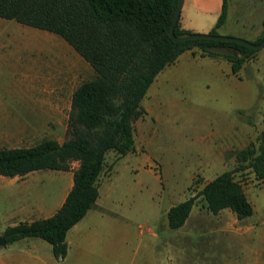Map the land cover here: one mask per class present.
Masks as SVG:
<instances>
[{
	"label": "rangeland",
	"instance_id": "1",
	"mask_svg": "<svg viewBox=\"0 0 264 264\" xmlns=\"http://www.w3.org/2000/svg\"><path fill=\"white\" fill-rule=\"evenodd\" d=\"M242 9L241 14L248 17L244 24L232 21L228 27L242 33L235 37L250 41L245 36L257 26L258 16L246 1ZM22 63L29 66L34 80L31 103L45 107L29 114L36 127L31 143L41 138L64 140L69 94L81 81L93 76L91 67L59 36L0 18V106L24 104L26 98L18 93L22 86L15 81L22 73L28 75ZM167 66L162 73L171 71ZM174 71L175 77L161 81L156 90L151 83L140 102L144 114L133 124L134 154L115 160L106 179L113 197L122 196L116 207L130 218L131 250L139 238V252L153 247L146 232L149 228L158 234L154 246L155 252H162L163 264H218L217 260L222 264V255L226 264H249L253 257L264 264V179H256L246 162L241 164L243 169H238L237 149L224 154L225 159L213 167L210 164L216 162L206 161L207 149L221 147L222 133L232 132L231 125L235 123L243 131L249 129L246 120L251 123V128L243 132L241 149L250 144L256 147V138L264 130L263 114L249 118L253 113H234L232 107L238 104L222 76L210 73L205 77L178 68ZM256 74L259 80L250 83L260 99L264 94L263 60ZM259 99L252 100L247 109L261 107L263 101ZM247 104L249 99L243 97L242 107ZM223 127L228 128L223 131ZM7 146L25 144H0V148ZM116 156L113 151L107 152L102 172L105 177L111 172L107 166ZM222 170H230L241 185L252 206L251 215L239 220L227 208L217 214L207 210L197 192ZM193 195V209L185 225L169 228L164 209ZM165 252L172 254L164 256Z\"/></svg>",
	"mask_w": 264,
	"mask_h": 264
},
{
	"label": "trees",
	"instance_id": "2",
	"mask_svg": "<svg viewBox=\"0 0 264 264\" xmlns=\"http://www.w3.org/2000/svg\"><path fill=\"white\" fill-rule=\"evenodd\" d=\"M176 0H0V18L47 31L62 38L92 69L70 94L65 135L59 143L42 138L30 146L1 147L0 175L15 176L40 168L72 170V186L56 212L46 218L6 226V244L24 237H39L61 259L66 252L65 233L93 206L98 177L105 169L108 151L117 156L134 151L133 122L144 114L140 102L150 83L184 50L196 46L207 55L211 48L232 47L242 58L227 57L232 70L257 49L234 42L209 39L172 41L168 27ZM225 1L215 27L225 18ZM262 31L253 43L264 39ZM178 27L174 35L186 33ZM208 33L217 34L214 29ZM236 156L238 169L246 162L256 179H264V130ZM114 160L111 163L112 167ZM207 210L215 214L229 209L237 219L251 215L252 206L241 185L225 170L197 192ZM195 196L172 204L165 212L169 228L186 220Z\"/></svg>",
	"mask_w": 264,
	"mask_h": 264
},
{
	"label": "crops",
	"instance_id": "3",
	"mask_svg": "<svg viewBox=\"0 0 264 264\" xmlns=\"http://www.w3.org/2000/svg\"><path fill=\"white\" fill-rule=\"evenodd\" d=\"M224 1L226 4L225 18L219 26L215 27L216 19L221 11L222 0H183L177 18L178 27L182 30L195 33H208L214 29L220 35L242 36V33H239L237 30L230 29L228 24L232 21L236 24L245 22L248 17H244L241 13L243 12V2L246 1L249 5L252 4V12L257 14L258 22L256 27L249 29V33L245 38L251 42L255 40L262 31L261 19L264 17V0ZM211 50L214 51V55H207L196 46L182 51L173 63L168 65L171 71L162 73L161 69L157 73L152 81L154 90L158 88L161 81L164 82L168 78L175 77L176 73L174 70L177 68L182 69L184 72L197 73L200 76L204 74L205 77L210 73H214L226 79L231 89H233L230 95L233 96V99L238 104L232 107L234 113L250 112L253 115L249 118H256L258 114H263L264 117V94L260 98L263 101L261 107H256L251 110L247 109L253 103L252 100L257 102L259 99L258 95L254 94L253 84L250 82L259 80L256 73L259 70L261 61H264V46L246 57L235 71L231 68L232 61L227 57L242 58L244 55L241 51L226 46L214 47ZM21 66L26 68L28 75L27 73H22L21 78L15 81L19 82L22 86L18 93L22 94V98H26V100L22 105L12 104V106H0V144L33 145L34 143L31 142L34 138L36 127L32 116L29 114L35 111L45 110L43 104L34 105L31 103L34 98V80L29 74V66L25 63H22ZM261 78L264 80L263 75ZM248 81L249 83H247ZM15 93H17V90L14 91ZM70 94L67 112L69 109ZM243 97L249 99V104L245 105V107L241 105ZM42 123H46V120L45 122L42 121ZM235 124L231 125L233 128L232 132L227 131L222 133L220 138L221 147L207 149V163L216 162L210 164L211 167L213 165L215 166L218 162H222L225 159L224 154L230 153L235 149L238 151L241 150L243 132L251 128V123L249 122L248 124L246 120L249 129L244 131L242 126L239 125L237 127ZM227 128L223 127L222 129L224 131ZM134 138L133 125V146ZM62 141L58 142L61 143ZM128 154H134V151L116 156L114 161ZM77 165L78 161H72L68 170L40 168L22 175H0V235L6 226L46 218L54 214L72 186V170ZM207 165L206 170H210L209 165ZM223 171L225 170L221 172ZM111 173L112 167L110 174L106 177L103 173L99 175L97 197L93 206L66 231V252L61 259L53 256L51 245L45 240L39 237H24L8 244L5 243V245L0 247V264H163L162 252H155L154 242L158 238L155 229L153 231L152 229L146 228V232L151 237L148 238V241L149 243L151 242V245L153 243V247H147V252H139L137 248H139L142 242L141 238H139L136 243V248L131 250V244L133 242L130 218L116 207V202L122 199V196L117 199L113 197V194L110 192V186L106 184V179L109 178ZM168 207L164 209V212H166ZM192 209L193 206L181 226L185 225ZM140 231L141 227L138 228L137 234L140 235ZM167 254H172V252H165L164 256H167ZM176 254L177 252H175ZM222 256L221 263L226 264V258L224 255ZM217 261L220 264V261ZM249 264L261 263H258L256 257H253Z\"/></svg>",
	"mask_w": 264,
	"mask_h": 264
},
{
	"label": "water",
	"instance_id": "4",
	"mask_svg": "<svg viewBox=\"0 0 264 264\" xmlns=\"http://www.w3.org/2000/svg\"><path fill=\"white\" fill-rule=\"evenodd\" d=\"M182 1L183 0H176L172 19L168 27V36L172 41H183V40H188V39H209V40H216V41L234 42V43H237V44H240V45L252 48V49H259L264 46V39L258 43H253L251 41H247V40L235 37V36L210 34V33L186 32V33L174 35L173 28L177 21ZM5 243H6L5 238L1 234L0 235V247L5 245Z\"/></svg>",
	"mask_w": 264,
	"mask_h": 264
}]
</instances>
